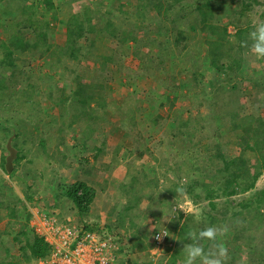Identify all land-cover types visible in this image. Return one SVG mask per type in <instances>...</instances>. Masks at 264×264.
<instances>
[{
    "label": "trees",
    "instance_id": "obj_1",
    "mask_svg": "<svg viewBox=\"0 0 264 264\" xmlns=\"http://www.w3.org/2000/svg\"><path fill=\"white\" fill-rule=\"evenodd\" d=\"M24 1V6H18V9L20 7V9L29 8L27 0ZM56 1H63L61 3L65 5L69 2V0H41L45 7H52L46 8L48 10L44 8L41 14H36L34 10L29 11L26 16H21L17 22H6L1 26L4 36L6 35L11 40V46H2L0 50L4 56L2 59H6L4 61L0 60V66L5 67H1L3 70H9V67H17L22 63L21 57L27 55L31 56L30 59L33 62L43 61L46 68L44 77L39 76V67L38 73L33 71L26 77V82L23 85L15 87L18 93L26 95L24 102L19 101L17 97L11 100L3 99L4 101L0 102V108L13 102L20 104L24 109L19 112L21 118L15 122L5 118L1 119L0 150L2 155L0 157V168L4 175H9L3 168L4 151L2 144L10 135V130L3 123L10 124L16 129L13 146L20 152L23 151L22 148L27 145L25 144L27 142L32 143V146L37 141L40 147H44L46 143L48 144L49 133L47 129L51 123L53 126L57 124L55 131H51L55 132V135H53L55 142L50 144L54 154L57 155L56 163L63 164L66 162L67 155L59 147L66 143L67 133L80 141L78 146L82 147L83 150H95L93 163L90 162L88 157L78 158L81 178L62 183L59 187L60 204L57 202L56 206H62L64 202L68 201L70 209L75 210L78 219L77 225H73L77 230L78 238L87 232L96 234L101 241L109 245L110 255L113 257L112 264H115L117 254L113 245L116 242V229L123 227L124 219L134 215L138 206L142 205L143 196L140 194V190L149 185H154L157 188L158 179L150 178L145 173H142L140 177L132 175L130 184L122 183L118 185V191L125 195V202L108 211L106 222L104 221L101 224L99 216L91 213L90 206L96 196V191L93 186L94 183L90 182L88 178L94 171L95 161L100 155H103L98 144L106 145V138L102 136L103 125L112 123L104 113H98V110H103L99 106V102L104 98L105 91H111L109 85L112 77L108 74V60L105 55H101L99 64L94 65L97 42L93 37L96 31L95 24L93 26L90 23L93 22L90 1L76 0V2L78 1L77 4L82 6V14L72 12L71 7L68 5L65 8L58 4L57 7L53 8L52 4H56ZM223 1L217 0L214 3L215 6H208L210 10L204 13L203 4H209L210 0H205V2L200 0H137L134 6L135 10L131 14L118 11L117 7L109 3L108 13H102L99 25L103 30L101 32H106L118 43L113 48L112 62L116 65L119 64V61H122V54L125 52L124 46L128 41H136L134 31H143V27L146 31H157L158 28L155 22H159L161 26L159 30L161 29L160 31L169 35V43L165 39V35L161 36L162 41L164 40V43L168 45L165 50L171 49L174 52L173 55L167 52L162 53L155 63V73L158 76L155 78L156 75H154L153 78L166 88L162 97L170 96L171 106L176 102V99L184 97V89L186 91L189 88V90L195 91L201 88L203 82H205L207 88L211 90L212 98H218L220 93L217 92V88L213 89L217 76L220 74L221 81L232 82L234 78L240 77L236 72L240 70L242 61L252 57L250 52L245 55L242 53V50L246 48L241 47V42L253 30L254 24L248 20L246 23L239 25L237 20L259 4L257 0H239V8L235 9L237 4L233 0ZM224 4H228V6H224ZM51 9L54 13L57 11L58 14L64 15L66 18L64 32L58 33L56 36L60 39L61 44L49 41L48 33L54 31V29L49 27L47 21L42 19V15L48 14ZM215 10H219V12ZM54 13L52 12V14ZM148 13L156 15L157 20L151 22L150 18L147 17ZM212 15L214 19H211ZM222 15H229L237 19L230 21L234 32L228 31L229 23H221ZM129 16L133 19H129ZM259 19L264 20V8L259 13ZM179 24H184L183 28H179ZM187 29L192 31L191 34L193 33L196 37L193 45L188 42V36L185 33ZM81 39L83 40L82 43ZM199 45L206 47L205 54L198 52ZM15 51H19V55L15 56ZM84 59L88 60L89 64L93 66L92 70L90 72L84 70L79 73L77 66ZM262 60L264 62V59ZM201 69L209 72L207 79L202 76ZM41 86H45V89L42 90ZM4 89L5 87L0 84V97L2 92L5 93ZM35 93L43 94L44 98L50 103L48 108H43L41 105L33 107L28 103L27 100ZM198 100L199 104H195L197 100L193 102L197 111L196 116L193 118L192 111H188L186 116L179 110H175L172 112L173 114L158 112L153 118V123L167 122L171 136L181 145L180 149L191 157V163L185 160V164H188L189 168L196 171V173H199L202 169L197 165L199 160L207 163L210 167L220 164L218 169H215L214 174L216 175V171L221 174V186L218 184L219 187H213V185L205 190L204 198L209 201L212 209L215 208V204L212 202L215 198H230L250 192V196H247L241 202H232V206H240L233 215L234 220L239 223L251 218L261 221L262 218L264 219V187L257 188L256 184L264 172V116L262 114L247 116L228 109L222 113L212 114L214 121H217L218 124L213 125L214 127L210 129L207 127L210 121L205 119L203 115L198 114L201 108L208 106V103L204 104V99ZM236 100L238 102L237 98ZM151 105L153 106L152 103ZM27 106L30 107L29 110L26 109ZM158 106L157 109H162L163 103ZM34 109L38 110L37 113H42L43 110L46 111L47 114H45L44 119L50 118L48 124L40 122L37 113L31 112ZM208 110L209 113H212L211 107ZM66 114L70 116L67 121L64 119ZM118 124H124V122L119 121ZM130 124H135L133 118L130 119ZM91 139L95 140V145L92 147L87 144L88 140ZM175 141L171 140L169 143ZM144 148L147 150L146 146ZM235 148L238 150L232 152ZM226 149L228 150V156ZM54 154L50 159L54 158ZM19 159L18 156L14 162L12 174H15L16 169L22 168L27 170V173L31 174L33 178H43L45 165L40 163L37 166L35 162L38 160L37 156L35 161L28 160L24 166L20 165ZM251 159L255 161L253 164H251ZM52 168L50 165H46L47 170ZM216 177L219 179L218 176ZM3 181V177L0 176V209L4 208L6 210L8 219L13 224H19L20 222L24 224L13 239L15 241L19 238L24 240L21 250H28V255L33 260L46 258L50 254L52 245L47 243L45 235L35 231L34 226L30 227L28 225L27 222L31 215L22 199L17 198L15 195L5 196V199L2 198L4 194L1 192V183ZM187 183H182L179 180V187L183 186L187 193H191L195 187L200 185L199 178H188ZM235 186H238V188ZM24 193L23 198L25 201H30L26 192ZM156 197H158V193ZM195 197L197 196L195 195ZM151 207L149 205L147 209L150 210ZM20 209L24 211L23 217L20 215ZM250 215H254V217H250ZM51 217L59 224L72 226L68 223L69 221L67 223L63 221V213L61 212H58L56 217ZM213 219L211 218V220ZM128 231L131 230L128 229ZM131 232L134 246L139 249L149 247L154 243L153 240H151L152 244L151 242L145 243L144 238L137 230ZM190 232V227L184 225L179 227V231L176 232L178 246L182 243L188 244L191 242L188 237ZM78 238L71 241L70 248L75 246L79 240ZM30 239L32 240L30 241ZM210 245L208 244V248ZM120 249L122 250V248ZM261 264H264V257Z\"/></svg>",
    "mask_w": 264,
    "mask_h": 264
},
{
    "label": "rangeland",
    "instance_id": "obj_2",
    "mask_svg": "<svg viewBox=\"0 0 264 264\" xmlns=\"http://www.w3.org/2000/svg\"><path fill=\"white\" fill-rule=\"evenodd\" d=\"M9 1L11 2H8V0L4 1L1 7H3V10L8 11L10 17L8 19H11L12 23L17 22L21 16H26L29 11L34 10L36 14H41L44 8L52 7H45L41 3V0H34V2L33 0H27L29 8L20 9L24 6V0ZM89 1L93 12L92 19L96 21L97 27L93 35L97 42L94 65H98L100 56L105 55L108 60V74L112 77L111 84L109 85L111 91H105L104 98L99 102V106L103 110H98V113H104L112 123L103 125L102 136L106 138V145L98 144L103 155H100L95 161L94 171L88 178L90 182L95 184L93 186L96 191L90 211L92 214L98 215L101 224H103L107 220L108 211L116 208V205L119 206L125 202V195L121 191H118V185L122 183L128 185L132 181V175L140 177L142 173H145L150 178L154 177L158 179L157 188L154 185H149L140 190V194L143 196L142 205L138 206L134 215L124 219L123 227L116 229L115 244L118 250L116 251L117 262L115 264H184L186 254L183 251V247L185 243L178 246L176 235L179 227L184 225L188 228L190 227L191 232H198L201 229L212 226L211 224H214L213 226L227 225L229 227V232L222 238L229 253L227 264H261L264 257V219L262 218L259 221L256 218H251L239 223L234 220L235 217L233 216L240 206H232V202H241L244 198L250 196L251 193L238 194L230 198H215L212 200L215 208L212 209L209 201L204 198L205 190L213 185V187H217L218 184L221 186V174L217 171L216 175L214 174L215 169H218L220 164L218 163L216 166L210 167L207 163L199 160L197 165L202 168L200 172L196 173V171L190 169L184 161L186 160L191 163V157L180 149L181 145L171 136L167 122L154 124L153 118L158 112H169L171 114L175 110H179L184 116H186L188 111H192L191 115L193 118L197 114L195 104H199L198 99H204V104L208 103V106L201 108L198 114L203 115L205 119L210 121L207 125L210 129L215 124H218L217 121H214L212 114L222 113L228 109L238 111L247 116L250 114H262L264 116L263 60L252 55V57H249L250 59L242 61L240 70L236 72L240 75L241 79L240 77L234 78L232 82H226L227 80L221 81L222 79L219 74L213 85V89L217 88V92L220 93L218 98H212L211 90L203 82L202 87L195 91L189 90V88L186 91L184 89V97H179L170 106V96L162 97L165 94L166 88L162 83L157 82L153 78L154 75H156L155 78L158 76L155 73L157 58L164 52L170 55L174 54L171 49L165 50V47L168 45L164 43V40L162 41L161 36L165 35V39L169 43V35L160 31L161 29L159 30L161 26L159 22H155L157 16L147 14L151 22L156 23L157 31H146L144 27L143 31H134L136 41L127 42L124 46L125 52L122 54V61L114 65L111 56L113 55L114 46H117L118 43L106 32H101L103 31L99 25L102 18L101 15L103 12L108 13L109 3L117 7L118 11H125L131 14L135 10L134 6L137 0ZM200 1L205 2V0ZM216 1L210 0L209 4H203V13L210 10L208 6L214 7ZM257 1L259 4L255 5L252 11L239 17L238 20L229 15H222L221 23H229L228 31L230 32H234L230 24V21L233 19H236L239 25L246 23L248 20L254 24V21L259 19L260 11L264 8V0ZM61 2L63 1H56V4H52L53 8L57 7L58 4L65 8L68 5L71 7L72 12L82 14V6L81 4H77L78 1L69 0L66 5ZM233 2L237 4L235 9L239 8V0H233ZM226 5L228 6V4H224V6ZM18 6L21 7L18 9ZM215 11L219 12V10ZM51 12L54 13L52 9L49 10V13ZM130 17L129 19L132 20L133 17ZM5 19H7L6 14L0 15V50L2 46H11L10 38L6 35L4 36L1 31V26L5 24ZM42 19L47 21L49 27L54 29V31H64L66 18L64 15L58 14L57 11L50 16L43 14ZM211 19H214L213 15ZM115 21L117 22V20ZM183 25L179 24V28H183ZM56 32L54 35L52 31L48 33L49 41L61 44L60 39L55 36ZM191 32L188 29L185 30L189 44L193 45L194 41L192 40L195 37L191 36ZM82 41L81 39V43ZM198 47L200 54L206 53V47L204 48L200 45ZM242 53L244 55L249 54V51L248 49H244ZM2 57L4 56L2 51H0V60H6H3ZM30 58V55L21 57L22 63L17 67H9V70H3L2 68L5 67L0 66V84L5 87V93H1L0 102L3 99L11 100L15 97L19 101L24 102L23 100L26 98V95L18 93L15 87L23 85L26 82V77L33 71L38 73L39 67V76L44 77L46 65H44L43 61L36 63ZM89 63L88 60L84 59L77 66V71L79 73H82L84 70L90 72L93 66ZM118 65L119 67H117ZM200 72L204 79L208 78L209 72L203 71V69ZM233 86L234 88L232 89ZM41 88L43 90L45 86H41ZM195 100L197 102L193 104ZM27 101L33 107L41 105L43 108H48L50 105L42 93H35ZM161 103H163V108L157 109ZM209 107H211L212 113H209ZM21 109L23 108L18 103L11 102V104L4 105L0 108V123L1 119L3 120L4 118L15 122L21 118L19 113L22 111ZM26 109L29 110L30 107L27 106ZM37 111V109L31 110L32 113H37ZM45 114L47 113L43 110L42 113H37V116L40 118V122L48 124L50 118L44 119ZM69 117V114H66L65 121L69 120ZM131 118L135 122L133 125L130 124ZM119 121L124 122V124H118ZM3 124L5 127L11 126L10 124ZM56 128L57 124L53 126L52 123L48 127L49 143H46L44 147H40L36 141L32 146L30 142L25 143L27 145H24L21 152L17 149L16 159L18 156L20 157L19 162L21 166L26 165V161L28 160L35 161L37 156L38 160L35 161L37 166L40 163L45 165L43 178H33L31 174L27 173V170L22 168L16 169L15 174L11 172L9 175H4L0 168V176L4 179L1 183V192L4 194L2 198L5 199V196L15 195L17 198L22 199L23 204L31 215L27 223L30 227L34 226V228L36 227L35 225L42 224L40 223L41 221L36 224L38 220L43 219L45 216L50 218H52L51 216L56 217L58 212L63 213L64 222L67 223L69 221L68 223L72 226L77 225L76 212L74 209H70L68 201L64 202L62 206H56L57 202L60 204L59 187L64 181L81 178V168L78 166V158L88 157L90 162L93 163V155L96 153L92 149L83 150L82 147L78 146L80 141L67 133L66 143L59 147L67 155L66 162L63 164L56 163L57 155L54 154L53 148L50 146V144L55 142L53 138L55 132L51 131H55ZM171 140L175 142L169 143ZM87 144L92 147L95 145V140H88ZM145 146L147 150L144 148ZM237 150L235 148L232 152ZM225 151L228 156V150L226 149ZM5 154L4 151V156ZM53 154L54 158L50 159ZM1 155L2 151L0 150V157ZM254 162V159H251V164ZM46 165L53 167V170H47ZM201 173L204 174L201 175ZM188 178H199L200 185L195 187L191 193L186 192L184 196L177 195L176 189L179 187V180L182 183L188 184ZM235 187L238 188V186ZM256 187H264V172L258 179ZM24 192H26L30 201H25L23 198L25 196ZM157 193L158 197H156ZM149 205L152 206L150 210L147 209ZM19 212L21 217H23L24 211L20 209ZM113 217L115 218V215ZM250 217H254V215H250ZM211 218L214 219L211 220ZM212 221L214 222L212 223ZM23 225L22 222L19 224L10 222L6 210L4 208L0 209V264H49V255L44 259L33 260L28 255V250H21L24 240L19 238L15 241L13 239ZM128 229L131 231L137 230L147 244L151 242L152 235L157 230H166L168 236L162 244H152L151 242L152 245L149 247L139 249L134 246V239L131 236L132 232L128 231ZM62 232L65 233L64 231ZM190 240L191 242L189 243H192L191 238ZM197 243H199V240H197ZM201 244L207 251L208 244H211V242L205 240L201 241ZM196 264H200L199 260Z\"/></svg>",
    "mask_w": 264,
    "mask_h": 264
},
{
    "label": "built area",
    "instance_id": "obj_3",
    "mask_svg": "<svg viewBox=\"0 0 264 264\" xmlns=\"http://www.w3.org/2000/svg\"><path fill=\"white\" fill-rule=\"evenodd\" d=\"M39 222L42 224L39 225ZM36 224L38 225H35V231L45 235L47 243L52 245L49 264H112L113 257L110 255L109 245L101 241L96 234L87 232L78 238L74 226L59 224L54 218L47 216ZM165 234V230L156 231L152 237L154 243L162 244L167 237ZM157 236L160 238L157 239ZM76 238L79 240L70 248L71 241Z\"/></svg>",
    "mask_w": 264,
    "mask_h": 264
},
{
    "label": "clouds",
    "instance_id": "obj_4",
    "mask_svg": "<svg viewBox=\"0 0 264 264\" xmlns=\"http://www.w3.org/2000/svg\"><path fill=\"white\" fill-rule=\"evenodd\" d=\"M241 47L248 49L255 57L264 59V20L257 19L254 21L253 30L250 31L247 38L241 42ZM176 193L179 196H184L186 195V190L183 186H180L176 189ZM228 232L229 227L227 225L209 226L198 232H190L188 237L191 238L193 242L185 244L183 247V251L186 254L184 264H196L198 260L200 264H227L229 253L222 238L227 235ZM165 236L168 235L165 234ZM159 238L160 237L157 236V239ZM151 240H153V238ZM197 240H199V243H197ZM205 240L211 242L207 251L201 244V241ZM115 243L116 242H114L113 248L117 251L118 247Z\"/></svg>",
    "mask_w": 264,
    "mask_h": 264
},
{
    "label": "water",
    "instance_id": "obj_5",
    "mask_svg": "<svg viewBox=\"0 0 264 264\" xmlns=\"http://www.w3.org/2000/svg\"><path fill=\"white\" fill-rule=\"evenodd\" d=\"M8 128L10 130V135L7 137L6 141L3 144V149L6 153L4 156L3 168L7 174L12 172V169L14 167L13 163L17 156V149L13 146V139L16 131L12 126H8Z\"/></svg>",
    "mask_w": 264,
    "mask_h": 264
},
{
    "label": "crops",
    "instance_id": "obj_6",
    "mask_svg": "<svg viewBox=\"0 0 264 264\" xmlns=\"http://www.w3.org/2000/svg\"><path fill=\"white\" fill-rule=\"evenodd\" d=\"M4 1H6V0H3V1H1L0 2V15L2 16V14H6L7 15V19H5V21H4V23H6V22H11V19H8V18H10L9 17V15H8V11L7 10H3V7H1L2 5H3V3H4ZM12 1H14V0H12ZM8 2H11V1H9L8 0ZM18 2V1H17ZM28 2V1H27ZM19 3V2H18ZM29 3V2H28ZM47 15H52V12L51 13H48ZM2 23V22H1ZM93 26H94V24H95V28L97 29V27H96V21H94L93 20V22H90ZM53 32V35H54V33L56 32V31H52ZM62 33V32H64V31H57L56 32V35L55 36H57L58 35V33ZM191 36H194L195 37V35L192 33L191 34ZM196 40V37L194 38V40H192V41H195ZM201 46V45H200ZM8 47V46H7ZM203 47V46H202ZM15 54H17V55H19V51L17 52V51H15Z\"/></svg>",
    "mask_w": 264,
    "mask_h": 264
}]
</instances>
